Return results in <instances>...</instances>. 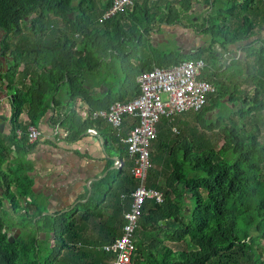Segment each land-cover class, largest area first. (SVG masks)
<instances>
[{
	"label": "trees",
	"instance_id": "obj_1",
	"mask_svg": "<svg viewBox=\"0 0 264 264\" xmlns=\"http://www.w3.org/2000/svg\"><path fill=\"white\" fill-rule=\"evenodd\" d=\"M76 2L0 0L3 45L16 41V51L10 54L14 65L6 78L8 90L14 92L11 131L0 142V264H111L114 256L104 247L121 236L124 214L131 209V195L138 186L131 173L135 160L121 139L138 120L126 117L121 136L115 132L109 135L117 155L125 160L120 171L96 183L87 202L50 214H43L46 206L41 207L35 199L30 172L21 161L31 148L28 128L63 105L56 94L60 83L72 87L68 95L75 100L83 91V74H99L104 67L114 70L120 89L103 108L134 99L140 93L137 77L153 66L119 72L117 64L109 66L100 59L107 60L109 50L123 53L129 37L141 41L140 34H148L150 25L178 20L174 11L186 15L189 27L204 37L207 47L187 60L171 52H157L155 58L161 62L155 65L169 68L201 59L206 65L201 79L212 84L214 93L202 110L190 112L195 115V126L185 130L188 138L173 139L175 145L161 143L160 151L156 147L158 132L151 145L148 186L161 191L164 201L150 200L144 205L132 264H264V247L260 245L264 240V140L260 137L262 121L254 119L264 110V36L258 37L264 26V0H137L131 10L104 22L100 18L106 10L99 18L93 0H80L77 7ZM199 4L205 7L203 12L194 9ZM126 15L134 20L128 22ZM142 15L143 19L138 18ZM123 19L127 23L122 24ZM24 28H30L31 33L24 34ZM103 38L114 47H102ZM55 39L63 55L55 58L54 65H42L41 54L57 51L50 43ZM214 45L230 55L228 64L218 63ZM77 46L92 47L93 54L77 59L71 55ZM88 57L99 60L89 64ZM20 64L25 65V72L18 75L29 78L28 86L15 82L14 70ZM225 97L227 101L222 102ZM219 103L228 111L211 119ZM229 104L237 109L232 110ZM24 112L28 118L25 125L20 120ZM76 116L72 111L51 120L73 140L86 129ZM96 123L107 127L103 120ZM163 126L170 129L167 119L159 123L158 131ZM218 136L223 143L216 148ZM12 151L15 158L9 156Z\"/></svg>",
	"mask_w": 264,
	"mask_h": 264
},
{
	"label": "crops",
	"instance_id": "obj_2",
	"mask_svg": "<svg viewBox=\"0 0 264 264\" xmlns=\"http://www.w3.org/2000/svg\"><path fill=\"white\" fill-rule=\"evenodd\" d=\"M77 1L78 2L75 3L76 7L78 6L80 0ZM93 1L95 2L97 12L100 11V13L98 14L100 18L101 12L107 10L108 6L110 5V0ZM150 4H153V2H150ZM174 6L175 9H178L177 5ZM198 7H200V10L198 9ZM202 7L203 6L199 4L195 5L194 9L198 10L199 12H203L205 10V7ZM76 15H81V12H76ZM71 16H73V14H71ZM185 16V14H182L181 20L178 19L174 21H163L160 24L155 23L153 25H150L148 34H145L143 37L145 45L140 46L139 54H137L135 57H130L132 60L130 64H132V66L134 67H137V71L140 66L151 65L153 66V68H159L156 67L155 64L156 62L161 61H159V58H153L151 55H149L147 46L151 47L150 50L160 49L164 51L158 53H174L181 59L183 57H189L196 53L202 47V45L205 44V39L196 29H191L189 27L187 23V17ZM124 19L120 20L122 24L127 23V21ZM61 30L69 34V32H67L65 28H62ZM123 30L126 31L127 29L123 27ZM23 33L30 34V28H24ZM119 37V40L122 42L124 38L122 37L121 33H119ZM3 39L4 34L0 31L1 143L4 142L3 139H6L11 131L10 102L11 100H13L12 97L14 92L8 90L9 81L6 78L10 77L11 67L14 65L13 56H11L10 54L16 51L15 40L8 41V44L3 45ZM194 39H196V41ZM105 41L107 42V40ZM171 42L175 43V48L170 50L166 49L165 46H168ZM50 43L54 48V51H57L55 53L51 52L53 55L50 53V51L41 54L39 56V60L42 65H54L53 62L55 58H57V56L61 58V56L63 55L62 48L60 47V42H57L55 39V41L51 40ZM101 46L104 48H110V46L113 45L110 44V46H108L107 42L101 43ZM191 46H193L194 49L188 51V47ZM122 47L124 50L123 53L111 52V50H109L110 52L108 59L105 60V58H102L100 59V61L104 60L109 66L122 63V58L128 56V52H126V50L124 49L125 46ZM3 51H5L4 55ZM41 51H43L42 48ZM80 52L82 53V55H79ZM88 53L93 54L92 47L83 49L82 47L77 46L72 50L71 55L78 59L80 57L86 56ZM111 53L114 56H111ZM88 58L89 64L99 60H96V57ZM24 67V64H20L14 70V79L16 83L23 82L24 85L28 86L29 78L24 79L21 75H18V73L25 72ZM77 68L78 67H76V70L78 72ZM107 68L109 67H106L105 69ZM102 71L99 74L94 75L88 72L83 74L85 79L83 91L82 94L76 96L75 100H70L68 95L72 93V87L69 84L66 85V83H60L58 85L60 91L58 92L57 90L56 94L59 93L57 95V98H60V101L63 105L59 108H54L52 114L39 120V122L36 124L35 127L40 132L39 139L32 143L28 140L31 148L28 150V153L25 157L22 158L21 161L26 165L28 171L30 172V177L33 181L32 188L35 195L34 197L36 198L38 204L46 205L48 209L47 212H66L74 209L78 204L87 202V200L90 199L93 194L94 185L108 177L112 172L118 173L122 168L123 163L125 162L124 159H121L117 155V147L115 149V152H111V141L109 135L113 132L116 133V131H114L113 128L105 120L103 121L107 123V127H105L104 125L99 126L98 123H96L97 121L102 119L96 120L92 118V114L94 112L107 110L109 108H103V105H107V102L112 98L111 96H114L115 93H113V91L120 89L118 86H116L114 77L111 84L102 81V77H100ZM95 79L97 81H95ZM67 80L68 79L66 78L65 82H67ZM95 82H97V86L94 85L95 87H93L92 84H94ZM92 108H96V110ZM38 110L40 109L38 108ZM72 111L77 114L76 117L80 122H85L82 126L86 127L85 132L80 134L73 140L67 139V130L61 128L58 125H54L51 120V118L56 119L58 114H60L61 117H64L65 114H70ZM190 114L192 113H186L176 116L173 121H169L170 129L169 126H166L165 129L163 126V128L158 131L159 136L156 147L160 148V151L163 149L161 143L163 145H175L172 142L173 139H179L181 137V139L183 140L184 138H188L185 130L187 129V127L189 129H192L195 126V118L194 116H190ZM20 120L24 125L28 124V118L25 112L20 115ZM12 148V146L9 147L10 150H12ZM110 155L113 157V159H109ZM9 156H11L10 158H15L13 151Z\"/></svg>",
	"mask_w": 264,
	"mask_h": 264
},
{
	"label": "built area",
	"instance_id": "obj_3",
	"mask_svg": "<svg viewBox=\"0 0 264 264\" xmlns=\"http://www.w3.org/2000/svg\"><path fill=\"white\" fill-rule=\"evenodd\" d=\"M110 6L100 21L104 22L118 14L131 10L137 0H110ZM206 68L203 60L184 61L170 68H153L140 73L139 95L128 102H115L107 110L96 111L93 119L105 120L120 137L126 117L138 120L127 137L121 139L134 158L132 175L138 186L132 193L131 209L125 213L122 234L104 250L114 257L111 264H132L136 252V232L144 205L153 200L163 203V194L148 186L152 168L151 145L158 136V125L163 119L173 121L176 116L199 112L214 93L212 84L201 79ZM40 132L28 128L29 142L39 139ZM67 136V135H66Z\"/></svg>",
	"mask_w": 264,
	"mask_h": 264
},
{
	"label": "rangeland",
	"instance_id": "obj_4",
	"mask_svg": "<svg viewBox=\"0 0 264 264\" xmlns=\"http://www.w3.org/2000/svg\"><path fill=\"white\" fill-rule=\"evenodd\" d=\"M203 8V7H202ZM198 9L200 10V7H198ZM163 12V11H162ZM196 12H199L198 10L196 11ZM174 13L176 14V18H178L179 20H181V16H182V14L183 13H181V12H179V11H177V12H175L174 11ZM143 16L144 15H142V16H138V18H141L142 17V19H143ZM128 22L130 21V20H134V17L133 18H131L129 15H126V18H125ZM173 19V18H172ZM171 20V19H170ZM144 21V20H143ZM145 23H146V21H145ZM144 23V24H145ZM136 36H137V33H136ZM140 36H141V40L142 41H140V40H137L136 42L135 41H132V37H129L131 40H128L127 41V43H126V45H125V50H126V52H128V56L127 57H123L122 58V63H120V64H117V66H118V69H117V71H119V72H127V73H131V72H133V71H136L137 70V67H134V66H132V64H130L131 63V58L130 57H135L137 54H139V52H140V46H144L145 44H144V41H143V37H144V35L143 34H140ZM264 36V26H262V29H261V31H259V34H258V37H263ZM114 40H116V39H114ZM101 43V42H100ZM102 43H107L106 41H105V38H103L102 39ZM175 43L174 42H171L168 46H165V48L166 49H168V50H170V49H173V48H175ZM161 47V46H160ZM206 47H207V45H206ZM151 49V47H149V46H147V51H148V53H149V50ZM213 50L214 51H216L217 52V54H218V57H219V61H218V63L219 64H223V65H226V64H228V62H229V59H230V55H228L226 52H224V50L220 47V46H218V45H214L213 46ZM206 51H208V49L206 50ZM157 52H164L163 50H160V49H153V51H152V53H151V56L153 57V58H155V54L157 53ZM235 53H236V55H239V53H240V51H238V50H235ZM79 55H82V53L80 52L79 53ZM149 55H150V53H149ZM189 57H183L182 59L183 60H187ZM156 60V59H155ZM106 67H104V69H103V71H102V73H101V75H100V77H102V81H104V82H106V83H108V84H111V82L113 81V77L115 78V73H114V70L112 69V68H107V69H105ZM215 73L217 74L218 73V71H215ZM130 76H131V74H130ZM95 81H97L96 79H95ZM93 85V87H95L94 85H96L97 86V82H95L94 84H92ZM247 88V85L246 86H244L243 87V89H246ZM117 91H118V89L117 90H115V91H113V93H117ZM227 99V97H225V98H223L222 99V102H225V101H227L226 100ZM232 110H236L237 109V107L236 106H232L231 104H229L228 105ZM227 111H228V107L227 106H225V105H223V104H217L216 105V108L215 109H213L212 110V112H211V114H210V118L211 119H214V118H216V116H217V114L219 113V115L220 116H222L223 115V113H227ZM208 113V112H207ZM206 113V114H207ZM190 116H194L195 117V115L194 114H190ZM254 119L257 121V119L259 120V121H262V123H260L259 122V124H260V126H261V135H260V137H261V140H264V110L263 111H261L260 113H256L255 114V117H254ZM222 143H223V139H222V137H217L216 138V140H214V144H215V147L216 148H219L221 145H222ZM110 147H111V152L113 153V152H115V149H116V145L113 143V142H110ZM36 199V198H35ZM41 207H45L46 205L45 204H39ZM6 206H7V208L8 209H10V205L9 204H6ZM46 209H47V207H46ZM48 210V209H47ZM47 212V211H46ZM260 245L262 246V247H264V240H261L260 241Z\"/></svg>",
	"mask_w": 264,
	"mask_h": 264
},
{
	"label": "flooded vegetation",
	"instance_id": "obj_5",
	"mask_svg": "<svg viewBox=\"0 0 264 264\" xmlns=\"http://www.w3.org/2000/svg\"><path fill=\"white\" fill-rule=\"evenodd\" d=\"M197 32V31H196ZM195 41H196V39H194ZM193 40V41H194ZM195 43V42H194ZM201 48H206V45L204 44V45H202V47ZM192 49H194V47L193 46H191V47H188V51L190 50H192Z\"/></svg>",
	"mask_w": 264,
	"mask_h": 264
},
{
	"label": "water",
	"instance_id": "obj_6",
	"mask_svg": "<svg viewBox=\"0 0 264 264\" xmlns=\"http://www.w3.org/2000/svg\"><path fill=\"white\" fill-rule=\"evenodd\" d=\"M101 140V139H100ZM109 159H113V157L110 155ZM43 214H50V212H43Z\"/></svg>",
	"mask_w": 264,
	"mask_h": 264
}]
</instances>
